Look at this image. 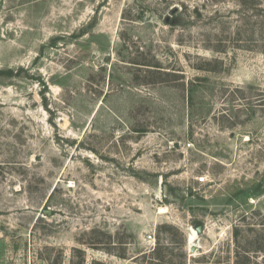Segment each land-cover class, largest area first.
Wrapping results in <instances>:
<instances>
[{
  "label": "rangeland",
  "instance_id": "1",
  "mask_svg": "<svg viewBox=\"0 0 264 264\" xmlns=\"http://www.w3.org/2000/svg\"><path fill=\"white\" fill-rule=\"evenodd\" d=\"M159 240L264 264V0H0V264Z\"/></svg>",
  "mask_w": 264,
  "mask_h": 264
},
{
  "label": "trees",
  "instance_id": "2",
  "mask_svg": "<svg viewBox=\"0 0 264 264\" xmlns=\"http://www.w3.org/2000/svg\"><path fill=\"white\" fill-rule=\"evenodd\" d=\"M197 226H203V224L199 223ZM164 227H168V225H164ZM112 238V236H111ZM82 244H85L84 242H81ZM158 247L153 249L150 252H142L140 256L142 259L143 264H176L172 259H168V254L165 248L160 247V240L158 241ZM81 254V261L79 264H86L87 260V253L83 249H77ZM107 252L111 255H116L120 258H128L126 253H116L111 249H107ZM138 257H135V259H138ZM157 260V261H156ZM92 264H113L111 262H104L99 260H93ZM180 264H185L184 261H181Z\"/></svg>",
  "mask_w": 264,
  "mask_h": 264
},
{
  "label": "bare ground",
  "instance_id": "3",
  "mask_svg": "<svg viewBox=\"0 0 264 264\" xmlns=\"http://www.w3.org/2000/svg\"><path fill=\"white\" fill-rule=\"evenodd\" d=\"M165 209H166V207H162L161 211L163 212V211H165ZM197 234H198L197 231L194 228H192L191 232L189 234V242L190 243H192L195 240V238L197 237Z\"/></svg>",
  "mask_w": 264,
  "mask_h": 264
},
{
  "label": "water",
  "instance_id": "4",
  "mask_svg": "<svg viewBox=\"0 0 264 264\" xmlns=\"http://www.w3.org/2000/svg\"><path fill=\"white\" fill-rule=\"evenodd\" d=\"M167 193H168V187L165 185L164 186V195H167ZM47 213L51 214V211H47ZM196 230H197V233H201L203 231V227L202 226H198L196 228ZM195 250H196V246H193L192 247V251H195Z\"/></svg>",
  "mask_w": 264,
  "mask_h": 264
},
{
  "label": "built area",
  "instance_id": "5",
  "mask_svg": "<svg viewBox=\"0 0 264 264\" xmlns=\"http://www.w3.org/2000/svg\"><path fill=\"white\" fill-rule=\"evenodd\" d=\"M197 180H199V182L201 184H204L207 182V175H201V176L197 177ZM153 237H154L153 234L148 235V239H150V240L153 239Z\"/></svg>",
  "mask_w": 264,
  "mask_h": 264
}]
</instances>
